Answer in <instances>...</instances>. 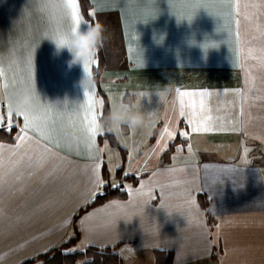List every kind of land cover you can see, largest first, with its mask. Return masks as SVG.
I'll use <instances>...</instances> for the list:
<instances>
[{"label": "crops", "instance_id": "1", "mask_svg": "<svg viewBox=\"0 0 264 264\" xmlns=\"http://www.w3.org/2000/svg\"><path fill=\"white\" fill-rule=\"evenodd\" d=\"M88 2V15L93 23L105 25L114 49L109 58V44L100 47L101 93L93 84L89 90L94 97L106 100L109 108L110 93L132 99L157 83L171 91L164 102L155 93L150 99L142 97V107L149 112L145 124L111 131L118 146L109 143L104 131L99 133L96 148L103 151L90 152L79 123L75 129L69 123V114L84 103L79 85L83 67H69L68 49L57 53L55 42L42 38L54 32L57 21L67 28L70 19H52L39 9L41 0H0V66L11 77L12 70L22 67L17 61L25 54V42L35 44L34 79L49 103L30 114H43L52 106L57 120L52 140L29 131V139L11 157L15 161L26 150L31 153L12 174L11 186L0 192V264H20L46 253L73 235L74 223L78 239L68 250L111 248L119 264H264V178L259 174H264V70L258 59L264 0H225L241 5L231 10L239 14L230 17L219 15L230 11L220 7L192 12L188 5L194 0ZM245 3L256 7L246 10ZM79 12L82 16L80 7ZM85 27L81 22L79 28ZM177 89L191 94L183 97L185 116L179 115ZM200 92L205 93L203 111ZM192 102L194 109L188 107ZM55 106L64 109L62 117ZM102 106L97 105L99 113ZM193 111L197 122L210 117L207 123L216 130L193 133L186 119ZM6 112V100L0 99V113ZM13 113L14 125L22 127L23 117ZM166 124L177 135L164 148L156 141ZM20 127L14 126L13 141L0 140V156L6 161ZM181 129L189 137H181ZM94 160L101 164L99 175L105 181L99 190ZM239 170L243 183L236 175ZM233 180L238 182L234 185ZM114 184H121L122 198L85 208L103 186ZM127 214H132L127 220L120 218ZM111 220L115 224L108 227ZM78 262L83 264L80 259L74 264Z\"/></svg>", "mask_w": 264, "mask_h": 264}, {"label": "snow or ice", "instance_id": "2", "mask_svg": "<svg viewBox=\"0 0 264 264\" xmlns=\"http://www.w3.org/2000/svg\"><path fill=\"white\" fill-rule=\"evenodd\" d=\"M68 3L70 5V11H69V16L68 18L70 19V25L67 28H64L58 21L56 22V27L53 33L51 35L58 40V42H63V34L65 32H71L75 31L79 28L81 22L88 23V21L84 20L83 17L80 15L79 12V6L77 4V0H68ZM170 8H171V3H169ZM41 11H43V7L41 5L38 6ZM155 7V5H153ZM188 7L192 10V12H195L197 9L203 7L206 9H214L215 7H220V8H227L230 11L225 12V13H219V15H224L226 17H230L232 15H238L237 12L231 11L232 9H239L241 5L239 4H234L231 2H225V0H219L217 4H212V3H204L201 2V0H194V2ZM244 9H249V8H254L256 5L253 4H248L245 3L242 5ZM260 7H264V4L260 5ZM247 14V13H246ZM182 18V17H181ZM191 19V14L188 17ZM54 19V18H52ZM227 23V20H226ZM239 23V21H237ZM44 34H49V33H44ZM261 46L258 49L259 51V57L258 59L261 61L259 67L264 70V33H262L261 36ZM237 42L239 43V32H237ZM25 48V54L24 56L17 61V64L20 65L22 64V67H17L15 70H12L11 77H9L8 72L4 69V67L0 66V80L3 81V83H0V99H5L6 104H7V112L6 114L0 113V126H3L4 128L8 129L9 131L15 126V127H20L19 125H14L13 122V112L10 110L8 101L6 97L3 96V92H6L7 88L9 86H15V84L22 80L25 75L32 74L33 73V63H32V54H33V49L35 48V44H32L29 46L27 42H25L24 45ZM15 51V48L13 49ZM252 49H249V52H251ZM96 60L94 59L91 63L85 62L84 64V69L85 71H89L90 65L92 63H95ZM94 90L90 91L85 90L84 92V103L73 113L69 114V123L73 126L75 129V125L79 123L80 126V131L82 132L83 136V142L86 144L87 148L89 151H103V149H98L96 148V140L97 136L99 133H102L104 130L101 129L98 126V118L100 116V113L97 111V105L102 106L104 101L103 100H97L94 95L92 94ZM177 92H179V95L181 97V110L179 115L180 116H185L184 112V100L183 97L186 95H191L190 93L180 91V89H177ZM201 99H200V105H201V111L204 110V105H205V93L200 92L199 93ZM113 95L110 93L109 94V99H113ZM188 107L195 108V103L192 102L188 105ZM56 111L60 114V116H63L64 109L60 110L56 106ZM53 112V107L49 106L47 108V111L45 113H40L37 112L35 114H30L28 112H15L16 116H22L23 117V126L20 127L19 133L17 134V144L14 145L10 152L8 153V160L6 161L3 156H0V192L6 191L10 186H11V176L12 174L16 171L17 167L21 164L23 161V157L25 155L30 156L31 153L30 151L26 150L25 152L20 154V158L13 161L11 160V157L16 155L17 153L20 152V149L22 145L24 144L25 141L29 139L28 133L29 131H34L40 134V136L44 139L47 140H52L56 135H57V129H56V124L57 120L52 116ZM195 111H193L192 115L188 116L187 123L191 126V131L193 133H200V132H211L215 131L216 128L210 124L207 123V121L210 120V117L205 116L202 120L197 122L195 120ZM72 135H75V131L72 133ZM177 135V132L175 129H170L169 126L166 124L163 131L160 134V137L157 139L156 143L157 145H160L163 143L164 148L167 147V141L171 140L173 137ZM179 135L181 137H189V132L184 131L183 129L179 130ZM105 145H107V141H105ZM39 146V145H38ZM180 146L177 145V151H179ZM189 152L192 151V145L189 143L188 145ZM44 151L47 152V148L44 147ZM128 159L129 161L132 160V153L129 152L128 154ZM174 159V157H173ZM101 167V164L94 160L93 161V168H92V173H93V179L94 182L97 186V189L99 190V186L103 185L105 183L104 180L100 178L99 175V169ZM109 171L114 172L113 166L110 164L109 165ZM126 172L128 171L127 169L125 170ZM264 171V170H261ZM137 175L139 173L137 172ZM236 175L239 177V182L243 183L244 181V175L243 171L239 170ZM18 179V177H17ZM222 183V181H219ZM233 184L235 185L238 181L233 180ZM141 184H143V181H141ZM115 187V184L113 185ZM125 187H129L128 185H125ZM146 203V202H145ZM2 212V210H0ZM132 214H127L123 217L124 220H127L129 216ZM133 217V216H132ZM119 218V219H120ZM115 224L114 220H111L107 223L108 227H113ZM99 227V226H97ZM66 251H71V250H66Z\"/></svg>", "mask_w": 264, "mask_h": 264}, {"label": "clouds", "instance_id": "3", "mask_svg": "<svg viewBox=\"0 0 264 264\" xmlns=\"http://www.w3.org/2000/svg\"><path fill=\"white\" fill-rule=\"evenodd\" d=\"M40 5L54 19L69 16L70 5L68 0H41ZM43 37H49L55 42L57 53L62 48L68 49L71 53L67 62L68 66L82 65L83 76L79 80V85L84 92L90 89L93 86V76L92 73L85 71L84 64L85 62L91 63L95 59L98 49L103 46L108 38L105 25L99 20L94 23H86V27L83 29L78 28L75 31L65 32L63 42H58L49 34H44ZM170 91L171 89L168 88L167 84L157 83L150 91L136 93L132 99L116 96L111 100L107 113L100 118L98 126L103 130L113 132H119L124 126L130 128L142 126L148 119L149 112L142 107L141 98L150 99L151 95L155 93L159 101L164 102ZM6 99L12 112L30 113L49 103L48 100L42 99L37 91L33 73L25 75L15 86L8 89ZM259 174L261 178H264V174L260 172Z\"/></svg>", "mask_w": 264, "mask_h": 264}, {"label": "trees", "instance_id": "4", "mask_svg": "<svg viewBox=\"0 0 264 264\" xmlns=\"http://www.w3.org/2000/svg\"><path fill=\"white\" fill-rule=\"evenodd\" d=\"M81 14L83 18L88 21V23H93L92 17L88 15L87 10L90 5L88 0H77ZM96 64L92 66L91 72L93 76V84L95 90L98 93H101L99 89V76L104 66V60L101 54V49L99 48L96 53ZM108 104L106 100L103 103V106L100 111L99 120L103 117L108 111ZM14 127L9 131L8 129L0 128V140L3 141H13L14 136ZM103 136H105L109 143L113 146H118L113 134L111 131L104 130ZM172 144L169 145L168 149L163 154V158L166 160L167 156L171 150ZM119 148V147H118ZM123 153V151L120 149ZM121 170L118 168L116 170L117 176L120 177ZM123 179L126 180H135L134 176H125ZM124 196V190L122 189L121 184L117 187H110L109 185H105L101 188L100 192L95 195V197L85 206L88 208L90 206L96 205L98 203H102L107 199H111L114 197L122 198ZM80 212L82 211L79 210ZM76 219V217H75ZM73 235L70 236L67 240L61 242L56 247L51 248L46 253L33 258L28 259L20 264H33L35 261H39L40 264H74L76 260H83V264H119L120 259L116 252H114L111 248H97L93 246H87L82 251H66L68 247L72 245L78 239V230L77 226L73 224Z\"/></svg>", "mask_w": 264, "mask_h": 264}, {"label": "rangeland", "instance_id": "5", "mask_svg": "<svg viewBox=\"0 0 264 264\" xmlns=\"http://www.w3.org/2000/svg\"><path fill=\"white\" fill-rule=\"evenodd\" d=\"M105 42L109 44V41H108L107 39L105 40ZM113 52H114V49H113L112 45L109 44V58L111 57V55H112ZM95 60H97L96 56H95ZM95 64H96V62L93 63V65H95ZM119 151H120V150H119ZM120 152H121V151H120ZM73 251H76V250L73 249L72 252H73Z\"/></svg>", "mask_w": 264, "mask_h": 264}]
</instances>
